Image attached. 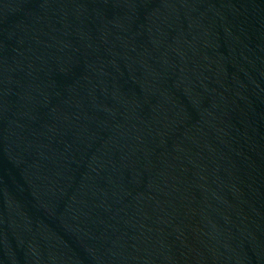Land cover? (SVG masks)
Instances as JSON below:
<instances>
[{"label":"water","instance_id":"95a60500","mask_svg":"<svg viewBox=\"0 0 264 264\" xmlns=\"http://www.w3.org/2000/svg\"><path fill=\"white\" fill-rule=\"evenodd\" d=\"M0 264H264V0H0Z\"/></svg>","mask_w":264,"mask_h":264}]
</instances>
